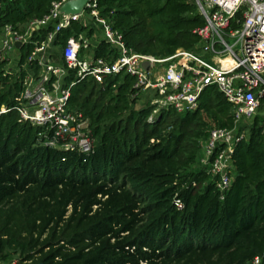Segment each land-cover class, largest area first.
I'll return each mask as SVG.
<instances>
[{
  "label": "trees",
  "instance_id": "1",
  "mask_svg": "<svg viewBox=\"0 0 264 264\" xmlns=\"http://www.w3.org/2000/svg\"><path fill=\"white\" fill-rule=\"evenodd\" d=\"M52 1L0 0V31L6 24L24 28L47 14ZM97 9L138 54L200 53L196 30L205 19L194 0H97ZM98 29L74 21L51 44L63 47L81 33L92 38ZM50 30L19 48L18 72L0 60V105L6 106L0 113V206L21 199L18 215L0 220V261L248 264L258 257L264 264V116L239 123V130L252 124L233 149L231 182L221 199L218 177L199 162L210 130L234 125L233 106L215 86L200 93L193 110L157 108L150 98L137 107L144 91L158 93L135 87L128 73L77 77L60 57L67 104L87 121L94 143L90 152L49 146L45 127L22 120L16 105L28 69L39 71L27 63L34 41ZM88 52L107 61L118 56L103 38Z\"/></svg>",
  "mask_w": 264,
  "mask_h": 264
},
{
  "label": "built area",
  "instance_id": "2",
  "mask_svg": "<svg viewBox=\"0 0 264 264\" xmlns=\"http://www.w3.org/2000/svg\"><path fill=\"white\" fill-rule=\"evenodd\" d=\"M66 1H52L47 14L31 19L22 30L10 24L1 28L0 60H4L8 53H18L20 47L15 46L16 42L23 47L33 42L32 38L42 29L51 27L42 41H34L27 58V63H34L39 71L34 75L28 69L23 78L16 105L20 118L44 126L48 132L45 144L49 146L62 143L59 146L66 149L92 150L94 138L87 121L80 113L69 109V87L60 84L66 68L52 64L44 52L57 32L71 22L79 21L85 26L87 22H94L101 27L103 39L117 49L118 56L112 61L94 58L88 52L96 41L94 35L88 38L81 33L68 37L61 58L67 68L76 70L77 77L88 75L100 80L104 75L128 73L134 76L135 87L158 93L157 108L171 106L179 113L196 108L200 93L213 85L233 106V127L211 129L202 144L199 159L200 164L209 166L218 177L216 186L222 199L231 182L233 149L246 138L238 125L264 107V0H194L205 19V25L196 30L200 53L178 49L165 58L138 54L127 48L121 36L99 15L97 0H88L82 12L73 15L60 12ZM82 49L85 52L80 56ZM145 62L149 64L148 69L143 68ZM24 66L26 68V64ZM5 110L6 106L0 105V113ZM176 205L183 208L180 201ZM0 264L15 262L0 261ZM248 264H260V259L256 257Z\"/></svg>",
  "mask_w": 264,
  "mask_h": 264
},
{
  "label": "rangeland",
  "instance_id": "3",
  "mask_svg": "<svg viewBox=\"0 0 264 264\" xmlns=\"http://www.w3.org/2000/svg\"><path fill=\"white\" fill-rule=\"evenodd\" d=\"M23 28H20V30H22ZM101 30V29H100ZM97 30V31H100ZM101 33V32H100ZM0 37H1V31H0ZM61 50H62V46H53L52 44H50V46L45 50V56L48 59V61H50L52 64L56 65V66H62L61 63ZM19 57L20 54L17 52H10L6 55V59L9 61L6 69L10 70L12 72H18V63H19ZM158 67L156 68L157 71ZM159 72L162 73L163 69H159ZM60 84H61V80H60ZM154 92L151 90H147L144 91V93H142V96L139 99V102L137 103V107L141 106V104L143 103V101L145 99H151L152 104H156V101L159 100L160 97H155L153 96ZM257 113L262 117L264 116V108H260ZM243 121H245L243 119ZM244 127H243V132L245 134V136L247 137V134L249 132V129L251 127V121L250 122H245L243 123ZM21 199H18V196H15L14 198L9 199L8 201H6L5 204L0 206V220L3 219V216H10L11 214H16L18 215V205H21Z\"/></svg>",
  "mask_w": 264,
  "mask_h": 264
},
{
  "label": "water",
  "instance_id": "4",
  "mask_svg": "<svg viewBox=\"0 0 264 264\" xmlns=\"http://www.w3.org/2000/svg\"><path fill=\"white\" fill-rule=\"evenodd\" d=\"M88 0H68L62 4L60 7V12L64 15H73L80 14ZM15 46L17 48L21 47L22 44L20 42H16ZM149 64L145 62L143 64L144 69H148Z\"/></svg>",
  "mask_w": 264,
  "mask_h": 264
},
{
  "label": "crops",
  "instance_id": "5",
  "mask_svg": "<svg viewBox=\"0 0 264 264\" xmlns=\"http://www.w3.org/2000/svg\"><path fill=\"white\" fill-rule=\"evenodd\" d=\"M87 24H89V22H87ZM94 36H95L96 41L99 40V39H102L103 38L102 31L101 30L100 31H95L94 32ZM18 53L20 54L19 50H18Z\"/></svg>",
  "mask_w": 264,
  "mask_h": 264
}]
</instances>
